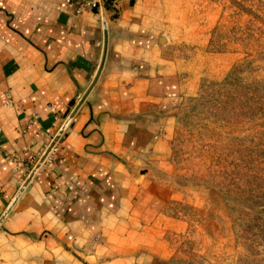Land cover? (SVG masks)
<instances>
[{"label": "crops", "instance_id": "1", "mask_svg": "<svg viewBox=\"0 0 264 264\" xmlns=\"http://www.w3.org/2000/svg\"><path fill=\"white\" fill-rule=\"evenodd\" d=\"M77 3L0 0V217L91 82L106 29L96 81L0 220V264H154L169 222L181 0Z\"/></svg>", "mask_w": 264, "mask_h": 264}, {"label": "rangeland", "instance_id": "2", "mask_svg": "<svg viewBox=\"0 0 264 264\" xmlns=\"http://www.w3.org/2000/svg\"><path fill=\"white\" fill-rule=\"evenodd\" d=\"M181 4L167 34L183 87L162 175L170 218L154 264H264V0Z\"/></svg>", "mask_w": 264, "mask_h": 264}, {"label": "water", "instance_id": "3", "mask_svg": "<svg viewBox=\"0 0 264 264\" xmlns=\"http://www.w3.org/2000/svg\"><path fill=\"white\" fill-rule=\"evenodd\" d=\"M102 25H103V47H102V53H101V59L99 61L98 67L95 71V74L91 80V82L89 83L88 87L86 88V90L84 91V93L81 95V97L78 99L77 103L75 104V106L73 107L72 111L70 112V114L67 116L65 122L63 123V125L61 126V128L57 131V133L54 135L52 141L48 144V146L46 147V149L43 151L42 155L40 156V158L37 160V162L35 163L34 167L31 169L29 175L27 176V178L25 179V181L23 182V184L20 186V188L18 189L17 193L15 194V196L13 197L11 203L16 199V197L18 196V194L20 193V191L22 190V188L25 186V184L27 183V181L30 179L31 175L34 173V171L36 170V168L38 167V165L41 163V161L43 160V158L46 156V154L48 153L49 149L52 147L53 142L57 139V137L60 135L61 131L63 130L64 126L66 125V123L68 122V120L71 118L72 114L75 112V110L77 109V107L79 106V104L83 101V99L85 98V96L87 95V93L89 92L90 88L92 87V85L94 84V82L96 81V78L100 72L102 63H103V59H104V54H105V48H106V29H105V21L102 20ZM10 203V204H11ZM9 204V206H10ZM9 206L5 209L4 213L1 215L0 220L3 218L4 214L7 212Z\"/></svg>", "mask_w": 264, "mask_h": 264}, {"label": "built area", "instance_id": "4", "mask_svg": "<svg viewBox=\"0 0 264 264\" xmlns=\"http://www.w3.org/2000/svg\"><path fill=\"white\" fill-rule=\"evenodd\" d=\"M101 6V0H78L75 11L80 12L84 9L97 10ZM9 102V100L7 101Z\"/></svg>", "mask_w": 264, "mask_h": 264}]
</instances>
